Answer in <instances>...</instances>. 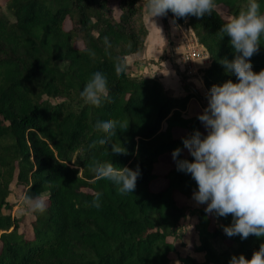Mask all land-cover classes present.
Listing matches in <instances>:
<instances>
[{"label":"trees","instance_id":"obj_1","mask_svg":"<svg viewBox=\"0 0 264 264\" xmlns=\"http://www.w3.org/2000/svg\"><path fill=\"white\" fill-rule=\"evenodd\" d=\"M215 2L217 10L203 17L167 13L191 29L209 55V67L201 70L207 94L213 85L239 82L220 62L237 53L220 33L225 17L219 7L227 15L247 7V0ZM257 2L264 13V0ZM148 35L142 0H0V264H171L178 255L188 206L177 197L191 202L198 185L174 159L163 176L156 167L177 148V159L194 161L183 138L207 134L200 114L186 113L191 94L173 98L158 79L131 73L129 58L144 52ZM260 43L250 58L257 73L264 70V34ZM118 57L127 58L120 77ZM97 71L109 87L100 107L80 95ZM109 119L127 120L129 127L109 138L96 128ZM102 138L108 144L100 145ZM112 143L125 151L113 154ZM93 158L138 169L133 193L119 194L115 184L91 173ZM159 179L166 184L155 190ZM13 183L25 196L43 194L46 211L13 215ZM97 193L100 206L94 207ZM205 209L192 211L193 252L202 259L181 255L176 264H230L241 254L251 259L264 244V237L227 236L232 215Z\"/></svg>","mask_w":264,"mask_h":264},{"label":"clouds","instance_id":"obj_2","mask_svg":"<svg viewBox=\"0 0 264 264\" xmlns=\"http://www.w3.org/2000/svg\"><path fill=\"white\" fill-rule=\"evenodd\" d=\"M146 9L153 17L164 16L170 10L177 18L203 17L217 10L215 0H146ZM220 33L230 37L237 55L229 61H220L226 72L234 73L238 83L231 79L222 85H213L208 93V106L198 119L208 130L204 136L196 131L183 138V145L194 161L177 159L182 149L173 151L178 171L191 174L198 185L193 199L198 204H207L205 211L219 217L232 215L231 226L224 227L227 236L250 235L264 237V70L253 71L250 58L258 52L264 34V13L257 0H247V7L238 14L227 15ZM222 37V38H223ZM105 44L109 45L105 37ZM127 58H117L114 72L117 77L125 73ZM81 98L86 104L100 107L109 96L107 76L100 71L87 81ZM127 120L109 119L96 124L98 131L116 135V130L125 131ZM100 145L108 144L99 139ZM95 144H93V147ZM125 150L112 143V153ZM99 179H107L117 186L119 194L133 193L140 175L139 170L118 167L112 162L93 158L87 165ZM24 203L33 211L43 213L47 202L43 194L25 196ZM100 206V194L92 201ZM230 264H264V244L254 251L251 259L243 254L233 256Z\"/></svg>","mask_w":264,"mask_h":264},{"label":"rangeland","instance_id":"obj_3","mask_svg":"<svg viewBox=\"0 0 264 264\" xmlns=\"http://www.w3.org/2000/svg\"><path fill=\"white\" fill-rule=\"evenodd\" d=\"M5 1L6 0H1V3L4 4ZM111 1H116V0H111ZM142 4L144 7L145 17L147 18L146 24L148 26L147 27L148 30L154 32L155 34L154 37L156 38V40L160 38L159 42H161L162 39L167 40V44L165 47V54H163L160 60L163 61L165 60L167 56H172L178 62V66L181 69L180 71L181 77L186 78L185 77L187 74L186 72H188L189 70L185 64L183 68L181 67L179 63V60H180L179 58L182 54L186 52V42L184 40V37H188L189 42H192V41L195 42L196 36L194 32L184 25H180L181 27L178 26L175 23L174 19L171 18V16L168 14L164 16H157V17L152 18V16L149 14L148 10L145 7L146 0H142ZM3 11L6 12V9L3 8ZM219 11L224 17L227 16V9L225 7H222V6L219 7ZM166 17L168 20L167 26H165V23H164ZM174 25H176L175 27H178V30L174 29L175 28ZM66 28L67 29L71 28L70 22H67ZM198 50L201 51L203 50V48L199 46ZM205 60L210 61L208 54H207V58L203 55V57H199L198 59H196L194 63L197 66H204L206 63ZM140 63H143V61H140V59H137L136 61H133V65L130 66L131 73H133L136 76H144V75H140L139 73L136 74V69H138L137 65H139ZM181 82L183 84H186L184 81H181ZM204 92L202 93L203 96H201V98H197L199 103H195L194 110L192 109L193 103H191V101L189 102L192 105H190V107L188 108L187 115L194 117V115L202 114L203 113L202 111H204V109L207 108L208 103L205 101L207 100L208 95L206 96ZM205 132L206 134H208V130L206 128H205ZM179 134H180L179 131H175L176 136H179ZM172 161H173V156H165L164 158H162L160 164H158L156 167V173L160 176H163L164 174H166L172 165ZM165 184H166V181L164 179H159L156 182H154L153 188L155 190H158ZM12 189H13V194L11 196V201L16 202V206L12 212L13 215H17L20 217L28 216V215L30 216L32 214V210L24 203L25 195H24L23 188L16 186L15 183H13ZM177 198L180 203V206L181 207L188 206V210H187V218L183 223V228L181 231L182 238L176 242L177 249H178V255L176 254L172 256L171 264H176L178 262V256H181V255L182 256L191 255L193 257H196L198 260L202 259V255H199L193 252V246L196 244L198 239H197V232L195 228L196 226L195 217L196 216L192 214V211L194 212L197 209H201L203 204H198L194 199L191 202L187 203L186 199L182 197L181 195L178 196ZM205 206L207 208V204H205Z\"/></svg>","mask_w":264,"mask_h":264},{"label":"crops","instance_id":"obj_4","mask_svg":"<svg viewBox=\"0 0 264 264\" xmlns=\"http://www.w3.org/2000/svg\"><path fill=\"white\" fill-rule=\"evenodd\" d=\"M145 23H147L146 17H145ZM175 26L176 25H174V27ZM174 29L178 30V27H175ZM154 36H155L154 32L149 30V35L146 41L144 52L141 54H136L131 56L129 58V64L132 66L133 61H136L137 59L143 61V63H140L139 65L136 64L138 68L136 69V74L139 73L140 75H144L145 77L158 79L163 84L169 95L173 98H182L191 94V96H193L191 99V103H193L192 109L194 110L195 103H199L197 98H201V96H203L202 93L204 92V90H205L204 92L205 95L206 96L208 95L204 87L201 70L208 68L211 61L205 60L207 64L205 63L204 66H197L193 62L194 63L193 67L191 69H188L189 71L186 72L187 73L185 76L186 84H183L181 82L182 81L180 77L181 75H179L181 73L180 72L181 69L178 66L177 60H175L172 56H167L163 61L160 60L163 54H165V47L167 44V40L162 39L161 42H159L160 38L156 40ZM203 55L207 58V54L205 53V51H203ZM179 63L183 68L184 63H181L180 60ZM205 102L208 103V98ZM190 105L192 104L189 103L186 111L187 114ZM188 116L193 117L190 115Z\"/></svg>","mask_w":264,"mask_h":264},{"label":"built area","instance_id":"obj_5","mask_svg":"<svg viewBox=\"0 0 264 264\" xmlns=\"http://www.w3.org/2000/svg\"><path fill=\"white\" fill-rule=\"evenodd\" d=\"M184 40L186 42V52L182 54L179 59L187 66L188 69H191L193 67V62L199 57H203V51L198 50L199 46L201 45H199L196 38V43L193 41L189 42L188 37H185Z\"/></svg>","mask_w":264,"mask_h":264}]
</instances>
